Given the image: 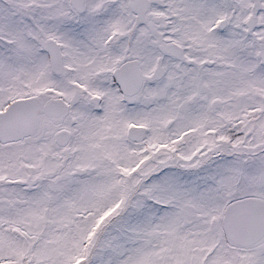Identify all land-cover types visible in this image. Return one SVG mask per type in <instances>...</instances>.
I'll return each instance as SVG.
<instances>
[{"label": "snow or ice", "instance_id": "1", "mask_svg": "<svg viewBox=\"0 0 264 264\" xmlns=\"http://www.w3.org/2000/svg\"><path fill=\"white\" fill-rule=\"evenodd\" d=\"M0 264H264V0H0Z\"/></svg>", "mask_w": 264, "mask_h": 264}]
</instances>
